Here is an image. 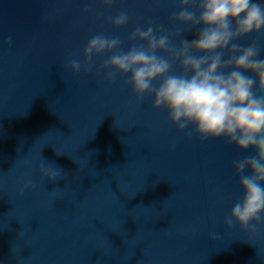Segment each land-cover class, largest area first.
<instances>
[{
    "label": "water",
    "instance_id": "95a60500",
    "mask_svg": "<svg viewBox=\"0 0 264 264\" xmlns=\"http://www.w3.org/2000/svg\"><path fill=\"white\" fill-rule=\"evenodd\" d=\"M121 8L132 21L116 29L106 18ZM178 8L0 0V264H264V227L223 223L242 194L233 162L253 150L189 139L152 97L65 68L98 32L185 27L169 21Z\"/></svg>",
    "mask_w": 264,
    "mask_h": 264
},
{
    "label": "clouds",
    "instance_id": "9594fccd",
    "mask_svg": "<svg viewBox=\"0 0 264 264\" xmlns=\"http://www.w3.org/2000/svg\"><path fill=\"white\" fill-rule=\"evenodd\" d=\"M115 2L100 0L104 9ZM178 3L169 21L185 27L137 20L126 40L98 32L88 39L82 58L69 59L65 68L74 75L103 74L109 83L121 80L138 102L152 97L153 108L165 110L189 139H223L242 153L253 150L233 162L242 194L223 223L229 230L239 225L256 233L264 227V0ZM96 14L104 16L102 10ZM106 19L120 29L132 15L121 8ZM186 33L194 38L185 39ZM97 58H104L99 65ZM41 170L50 181L62 175L43 165ZM30 186L29 181L24 189Z\"/></svg>",
    "mask_w": 264,
    "mask_h": 264
}]
</instances>
